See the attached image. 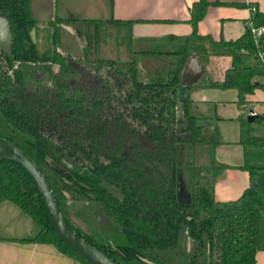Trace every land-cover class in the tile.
<instances>
[{
  "label": "trees",
  "instance_id": "1",
  "mask_svg": "<svg viewBox=\"0 0 264 264\" xmlns=\"http://www.w3.org/2000/svg\"><path fill=\"white\" fill-rule=\"evenodd\" d=\"M209 5L192 6L187 37L134 39L130 22L69 13L40 24L27 0H0L12 35L11 56L0 47V138L36 164L69 228L115 264H255L264 252V197L250 187L234 201L215 200L228 168L215 156L218 119L213 104L191 98L197 89L236 90L244 108L264 91V34L252 33L264 29V12L252 13L238 39L214 40L196 31ZM220 57L231 63L215 81L206 68ZM193 58L203 72L183 85ZM251 125L240 118L245 154L264 147ZM179 181L188 205L178 202ZM2 202L32 220L20 242L86 264L56 236L27 174L0 158Z\"/></svg>",
  "mask_w": 264,
  "mask_h": 264
},
{
  "label": "crops",
  "instance_id": "2",
  "mask_svg": "<svg viewBox=\"0 0 264 264\" xmlns=\"http://www.w3.org/2000/svg\"><path fill=\"white\" fill-rule=\"evenodd\" d=\"M198 1L27 0V7H65L68 15L72 13L74 16L72 7H104L106 17L98 20L130 22L134 39H161L170 36L182 38L191 34V9ZM207 1L210 5L204 18L197 24L196 31L199 35L210 36L214 40L238 39L248 25L252 15L251 7L264 12V0ZM216 1L221 4L214 5ZM230 63V58H210L206 69L215 81H221ZM191 98L198 103L214 105L217 127L223 141L216 149L215 156L219 163L228 166L216 181L214 198L219 202L234 201L245 190L253 187L255 180L259 182L258 179L264 178V162L261 168L263 171L258 168L250 174L247 169L248 153H244V148L239 143L240 118H247L251 111L258 117L264 115V91L256 90L248 98L250 104L244 108L237 104L236 90L197 89L192 92ZM208 109L209 106H201L200 112L205 113ZM261 123L264 121H254L251 126ZM261 139L264 140L262 137ZM258 187L253 188L264 197V188ZM31 231L32 220L27 214L11 202L0 203V264H82L61 254L52 245L20 242ZM255 264H264V252L256 254Z\"/></svg>",
  "mask_w": 264,
  "mask_h": 264
},
{
  "label": "water",
  "instance_id": "3",
  "mask_svg": "<svg viewBox=\"0 0 264 264\" xmlns=\"http://www.w3.org/2000/svg\"><path fill=\"white\" fill-rule=\"evenodd\" d=\"M12 35L8 22L0 18V47L5 54L11 56ZM203 72L197 58L191 59L182 75L183 85L196 83ZM258 116L250 112L247 123H253ZM0 158L10 160L22 169L36 187L42 199L51 226L58 239L73 253L80 257L86 264H115L105 254L79 238L67 225L57 204L56 198L47 180L32 161V159L14 144L0 138ZM256 187V185H255ZM177 199L181 204H190L187 195L183 192L181 182L177 186Z\"/></svg>",
  "mask_w": 264,
  "mask_h": 264
},
{
  "label": "rangeland",
  "instance_id": "4",
  "mask_svg": "<svg viewBox=\"0 0 264 264\" xmlns=\"http://www.w3.org/2000/svg\"><path fill=\"white\" fill-rule=\"evenodd\" d=\"M32 0H29L31 2ZM28 13L31 17L38 20L40 24H44L55 17L64 18L68 15L65 11V7H27ZM104 7H72L74 14L82 19H105L106 15L103 12ZM72 14V13H71ZM35 31L32 34L35 39ZM253 128L252 135L264 138V123L254 124L250 127ZM264 162V147L249 148L247 158V169L249 171L259 170L263 171ZM257 167V168H255ZM261 174V172L259 173ZM254 181L253 187L256 185V189L264 188V178L261 177Z\"/></svg>",
  "mask_w": 264,
  "mask_h": 264
},
{
  "label": "built area",
  "instance_id": "5",
  "mask_svg": "<svg viewBox=\"0 0 264 264\" xmlns=\"http://www.w3.org/2000/svg\"><path fill=\"white\" fill-rule=\"evenodd\" d=\"M250 10L252 11V13L256 11V9L254 7H251ZM252 33H253L255 39L258 40L262 36V34H264V29L259 28V29L253 30ZM258 59L262 62L264 61V51H261L258 53Z\"/></svg>",
  "mask_w": 264,
  "mask_h": 264
}]
</instances>
